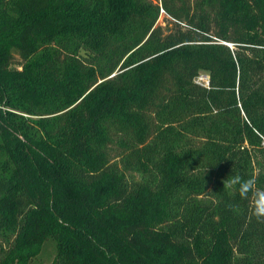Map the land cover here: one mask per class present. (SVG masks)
Wrapping results in <instances>:
<instances>
[{
  "label": "trees",
  "instance_id": "trees-1",
  "mask_svg": "<svg viewBox=\"0 0 264 264\" xmlns=\"http://www.w3.org/2000/svg\"><path fill=\"white\" fill-rule=\"evenodd\" d=\"M262 136L264 0H0V264H264Z\"/></svg>",
  "mask_w": 264,
  "mask_h": 264
},
{
  "label": "clouds",
  "instance_id": "clouds-1",
  "mask_svg": "<svg viewBox=\"0 0 264 264\" xmlns=\"http://www.w3.org/2000/svg\"><path fill=\"white\" fill-rule=\"evenodd\" d=\"M224 188L248 201L247 219L249 222L264 223V188L257 186L255 177L243 179L239 175H233L224 181ZM229 207L233 211H239L232 205Z\"/></svg>",
  "mask_w": 264,
  "mask_h": 264
},
{
  "label": "rangeland",
  "instance_id": "rangeland-1",
  "mask_svg": "<svg viewBox=\"0 0 264 264\" xmlns=\"http://www.w3.org/2000/svg\"><path fill=\"white\" fill-rule=\"evenodd\" d=\"M169 20L172 21L170 17L162 13L161 15L158 16L156 20V24H160L163 28L166 29L167 27L172 25V22H170ZM201 72L204 73L206 71L202 70ZM262 144H264L263 136H262ZM135 176H138V174L135 173ZM54 254H55V251H54L53 244L51 242H47L42 252L38 256V258L35 261H33L32 264H49L51 260L53 259Z\"/></svg>",
  "mask_w": 264,
  "mask_h": 264
},
{
  "label": "built area",
  "instance_id": "built-area-1",
  "mask_svg": "<svg viewBox=\"0 0 264 264\" xmlns=\"http://www.w3.org/2000/svg\"><path fill=\"white\" fill-rule=\"evenodd\" d=\"M160 12L161 14H166L168 17L174 19L172 16H170L168 13H166V11L160 7ZM182 24H185L184 22H181ZM224 43H226L227 45H229L230 47L233 46V43L232 42H228V41H223ZM195 80L200 83V84H203L204 86H209V75L208 73L206 72H201L199 73L196 77H195ZM263 139H264V136H263Z\"/></svg>",
  "mask_w": 264,
  "mask_h": 264
}]
</instances>
